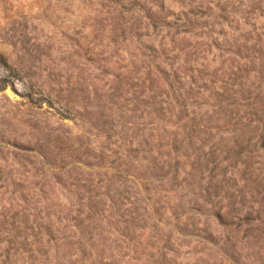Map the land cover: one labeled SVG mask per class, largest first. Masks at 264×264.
I'll list each match as a JSON object with an SVG mask.
<instances>
[{
  "label": "rangeland",
  "instance_id": "1",
  "mask_svg": "<svg viewBox=\"0 0 264 264\" xmlns=\"http://www.w3.org/2000/svg\"><path fill=\"white\" fill-rule=\"evenodd\" d=\"M144 5L149 11L157 10L153 0H0V264H44L41 250L48 239L47 206L55 203V210L60 205L67 209L72 206L68 198L76 200L71 194L73 179L63 178L68 187L59 182L63 152L55 150L61 136L71 139L70 155L77 151L65 157L67 168L74 160L86 162L88 149L104 153L105 166L128 161L125 144L108 140L104 127L94 123L102 110L97 98L107 107L111 106L107 98H119L117 106L106 110L120 121L115 123L119 130L126 115H133L131 122H137L139 113L131 111L134 98L152 94V78L161 76L157 67L171 73L162 51L154 57V49H161L162 37L171 47L172 34L169 28H155L141 8ZM164 5L176 14L187 9L178 0H164ZM168 18L174 20L171 15ZM219 52L213 48L208 56L211 69L220 65ZM176 53L180 56L175 66L185 59L178 49L171 54ZM143 80L147 88L141 94ZM160 84L170 90L162 76ZM127 98L133 103L126 102ZM45 151L52 154L49 164L41 155ZM78 167L83 175H93L95 191L106 192L111 171L84 164ZM129 187L131 197H137L136 184ZM151 188L152 200L141 202L147 207L146 224L144 229L137 228L127 255L118 257L123 264L133 262V257L139 264H159L162 252L172 264H236L227 253L228 239H242L245 228L236 232L210 213L189 210L196 196L188 193L191 187L186 183L176 188L164 180ZM126 208L133 209V205L128 203ZM117 218L110 205L99 218L112 242L121 240ZM196 228L207 232L191 235L189 230ZM208 232L216 244L208 239ZM253 243L243 239L238 244L242 262L256 259ZM56 255L52 247L51 264Z\"/></svg>",
  "mask_w": 264,
  "mask_h": 264
},
{
  "label": "trees",
  "instance_id": "2",
  "mask_svg": "<svg viewBox=\"0 0 264 264\" xmlns=\"http://www.w3.org/2000/svg\"><path fill=\"white\" fill-rule=\"evenodd\" d=\"M178 1L187 7L179 14L166 10L164 0H153L156 11L141 7L155 28H169L172 34L171 47L162 37L161 49H154V57L162 51L168 60L171 73L157 68L171 91L160 84L161 76L152 78L149 98H134L135 103L126 99L132 101L131 111L139 117L133 123V115H126L121 130L115 125L120 121L106 111L117 106L119 98H107L110 107L97 98L102 110L94 125L104 127L108 140L115 138L125 144L128 161L105 166L104 153L88 149L86 162L74 160L67 168L66 158L77 151L70 155L73 146L69 137L61 136L56 142L55 151L63 152L64 164L59 182L68 187L63 178L73 179L71 194L76 200L68 198L72 206L67 209L58 205L55 210V203L47 206L48 239L41 250L44 264L52 263V247L57 252L55 264H123L120 259L136 240L137 228L144 229L146 224L147 207L141 202L151 201V187L164 180L172 187L182 183L191 187L188 193L196 196L190 200L194 201L189 207L192 212L210 213L236 232L245 228L242 239H228L227 253L234 263L264 264V0ZM170 15L174 20H168ZM213 48L220 51V65L211 69L208 56ZM176 49L185 55L177 66L174 62L180 55L171 54ZM145 83H141V94L147 88ZM172 95L175 98H170ZM51 153H41L47 164L53 161L48 156ZM79 164L112 172L105 193L95 191L93 175H83ZM131 170L139 174L133 175ZM130 184L137 186L135 198ZM128 203L133 209L126 208ZM109 205L115 208L121 233V240L113 242L99 219ZM203 231L207 229L189 233L200 236ZM207 237L216 244L211 233ZM243 239L257 245L253 248L255 260L242 262V249L237 247ZM162 256L159 264H172L166 252ZM132 259L127 264H139L138 258Z\"/></svg>",
  "mask_w": 264,
  "mask_h": 264
}]
</instances>
